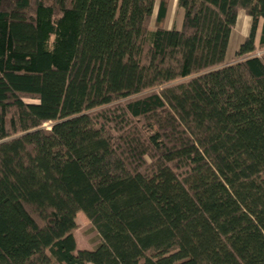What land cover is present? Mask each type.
I'll return each mask as SVG.
<instances>
[{
  "label": "trees",
  "instance_id": "1",
  "mask_svg": "<svg viewBox=\"0 0 264 264\" xmlns=\"http://www.w3.org/2000/svg\"><path fill=\"white\" fill-rule=\"evenodd\" d=\"M169 5L0 0V264H264V0Z\"/></svg>",
  "mask_w": 264,
  "mask_h": 264
},
{
  "label": "rangeland",
  "instance_id": "2",
  "mask_svg": "<svg viewBox=\"0 0 264 264\" xmlns=\"http://www.w3.org/2000/svg\"><path fill=\"white\" fill-rule=\"evenodd\" d=\"M240 18L238 23H236L233 31V40L231 41L227 57L231 58L235 54V51L239 48L240 44L238 45V38L242 35L245 26H246V19L249 20V16L243 11H239ZM183 9H180L177 5V0H170L169 11L167 15V19L165 25L168 28L176 27L180 28L182 25L183 20ZM249 28V27H248ZM247 28V29H248ZM249 30V29H248ZM262 52L256 51V53ZM235 56V55H234ZM233 56V59L235 57ZM44 126L49 127V124H45ZM77 222L78 228L76 229V240L79 249H93L95 246L100 242V234L98 230L93 226L90 220L85 216L83 212H79L77 214Z\"/></svg>",
  "mask_w": 264,
  "mask_h": 264
},
{
  "label": "crops",
  "instance_id": "3",
  "mask_svg": "<svg viewBox=\"0 0 264 264\" xmlns=\"http://www.w3.org/2000/svg\"><path fill=\"white\" fill-rule=\"evenodd\" d=\"M239 18H240V13H239V15H238V20H237V23H238V21H239ZM249 18V20L248 19H246V26H245V29H244V31H243V33H242V35H240V37L238 38L239 40H238V45L240 44V43H242L243 42V40L245 39V37L248 35V33H249V30H250V26H251V18H250V16L248 17ZM235 27V26H234ZM249 27V28H248ZM261 27V26H260ZM249 30H248V29ZM233 31H234V28L232 29V33H231V37H230V42H229V46H228V50H229V47H230V44H231V41L233 40V38H234V36H233ZM258 33H260V28H259V32ZM259 35V34H258ZM259 37V36H258ZM258 39L259 38H257V41H258ZM228 50H227V53H228ZM236 52V51H235ZM235 55V54H234ZM233 55V56H234ZM233 56H231V58H228L227 57V54H226V62L227 63H230V62H232L234 59H233Z\"/></svg>",
  "mask_w": 264,
  "mask_h": 264
}]
</instances>
